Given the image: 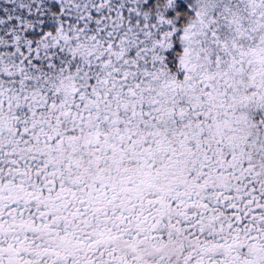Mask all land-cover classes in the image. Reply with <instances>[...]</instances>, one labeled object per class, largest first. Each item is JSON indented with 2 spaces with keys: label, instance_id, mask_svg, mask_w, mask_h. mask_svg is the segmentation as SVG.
<instances>
[{
  "label": "snow or ice",
  "instance_id": "6c2138e0",
  "mask_svg": "<svg viewBox=\"0 0 264 264\" xmlns=\"http://www.w3.org/2000/svg\"><path fill=\"white\" fill-rule=\"evenodd\" d=\"M0 264H264V0H0Z\"/></svg>",
  "mask_w": 264,
  "mask_h": 264
}]
</instances>
